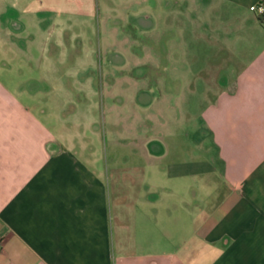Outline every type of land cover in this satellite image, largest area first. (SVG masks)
Returning a JSON list of instances; mask_svg holds the SVG:
<instances>
[{
  "label": "crops",
  "instance_id": "obj_1",
  "mask_svg": "<svg viewBox=\"0 0 264 264\" xmlns=\"http://www.w3.org/2000/svg\"><path fill=\"white\" fill-rule=\"evenodd\" d=\"M9 1L0 264H264V0Z\"/></svg>",
  "mask_w": 264,
  "mask_h": 264
},
{
  "label": "rangeland",
  "instance_id": "obj_2",
  "mask_svg": "<svg viewBox=\"0 0 264 264\" xmlns=\"http://www.w3.org/2000/svg\"><path fill=\"white\" fill-rule=\"evenodd\" d=\"M3 3H6V4H9L10 3V1L9 0H5V2H3ZM1 4V3H0ZM144 49L146 50L147 48H145L144 47ZM159 50H163V49H159ZM173 51H176V52H178V49H174ZM10 54V55H9ZM11 55H13V56H11ZM0 56L2 57V59H4V61H17V60H21V63H22V61H23V63L25 62V63H28V66H26V67H24V65H22L21 63H20V68H21V70H26V73H25V75H24V77H25V82H26V85L28 86V84L30 85V87L32 86V82H33V79H32V75H34V68H35V62L37 61V60H35L36 58H35V54L34 53H29V54H27V58H25V55H24V53H21V52H19V51H17V52H5V51H1L0 50ZM178 62V61H177ZM177 62H174V64L175 65H177ZM17 65H18V63H12V66H11V69H12V73H16V71H18V68H17ZM26 92V94L28 93V89L25 91ZM192 96H194V95H188L187 97L188 98H191ZM198 96V95H197ZM160 98V97H159ZM166 98V97H165ZM202 98H203V96H202ZM162 99H163V97H162ZM160 101H161V99H160ZM160 102L158 101V104H159ZM164 107V106H163ZM162 106L161 107H157V108H153L152 110H153V112L156 114V115H159V113H164V112H166L167 110H168V108H163ZM178 110H171V111H169L168 110V112H171V115H169L168 114V121L169 120H171V116L173 117V115H174V112H177ZM185 112H188V111H185ZM202 113V111H192V112H190V113H194V114H198V113ZM153 122H154V124L156 125V127H158L159 128V123H156V121H154L153 120ZM176 123V122H175ZM97 124L99 125L98 127L100 128L99 129V135H100V139H99V141H98V143L96 144V146H97V148L99 149V152L101 153V156H102V162H104V163H106V162H108V163H115V164H117V165H119V164H122V160H123V158L125 157V154L128 152L129 153V151H130V149L131 148H135L136 146H138V145H133L132 143H128V144H125V145H122V146H120V145H118L116 142L115 143H113V142H111V138H110V136H109V134H108V131H107V129L106 128H104L105 126H104V124L102 123V120L101 119H98L97 120ZM175 124H173V125H170L169 127L170 128H175ZM177 128H180L181 126L180 125H178V126H176ZM199 127H201V126H199ZM191 127H188V126H182V129H181V131H182V133L185 135L186 134V131H187V129H190ZM194 129H197L198 127H193ZM201 129H203V127L201 128ZM204 130V131H203ZM201 132L202 133H204L205 132V128L203 129ZM193 131V130H192ZM191 130H190V134H192L193 132H192ZM177 133V132H176ZM175 133V134H176ZM171 134H173V133H171ZM178 134V133H177ZM139 147V146H138ZM97 149V150H98ZM123 153V154H122ZM127 155V154H126ZM157 194V192L156 191H151L150 192V195H156Z\"/></svg>",
  "mask_w": 264,
  "mask_h": 264
},
{
  "label": "built area",
  "instance_id": "obj_3",
  "mask_svg": "<svg viewBox=\"0 0 264 264\" xmlns=\"http://www.w3.org/2000/svg\"><path fill=\"white\" fill-rule=\"evenodd\" d=\"M250 9L251 10H254V11L257 10L259 13H263V11H264V9H263V7H262L261 4H259L256 7H254V5L253 6H250ZM1 249H2V247H1V244H0V252H1Z\"/></svg>",
  "mask_w": 264,
  "mask_h": 264
},
{
  "label": "trees",
  "instance_id": "obj_4",
  "mask_svg": "<svg viewBox=\"0 0 264 264\" xmlns=\"http://www.w3.org/2000/svg\"><path fill=\"white\" fill-rule=\"evenodd\" d=\"M262 21V19H260ZM263 22V21H262Z\"/></svg>",
  "mask_w": 264,
  "mask_h": 264
}]
</instances>
